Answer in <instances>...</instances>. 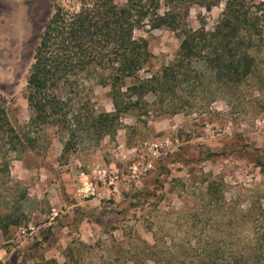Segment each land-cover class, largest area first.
<instances>
[{"label": "rangeland", "instance_id": "374dc122", "mask_svg": "<svg viewBox=\"0 0 264 264\" xmlns=\"http://www.w3.org/2000/svg\"><path fill=\"white\" fill-rule=\"evenodd\" d=\"M54 1L0 0V94L18 128L30 118L29 68ZM221 10L191 7L189 23L198 27L204 19L210 27ZM136 36L148 40L153 68L179 49L168 27L146 26ZM225 94L202 111L123 116L116 135L85 137L65 156L51 130L35 150L0 151L2 210L20 218L0 229V264H139L141 239L152 241L153 231L184 236L187 223L172 231L173 223L201 208L204 173L223 178L228 200L240 207H264V169L255 163L257 154L264 161V67ZM93 99L98 111L113 110L109 87L96 86ZM237 147L242 151L201 160L208 149ZM142 188L151 195L144 207H132Z\"/></svg>", "mask_w": 264, "mask_h": 264}, {"label": "trees", "instance_id": "16d2710c", "mask_svg": "<svg viewBox=\"0 0 264 264\" xmlns=\"http://www.w3.org/2000/svg\"><path fill=\"white\" fill-rule=\"evenodd\" d=\"M194 6L222 10L214 25L200 19L193 27L189 14ZM146 26L168 27L177 35L180 45L173 60L153 68L148 40L136 36ZM261 67L263 1L55 0L29 68L26 124L20 128L13 124L7 100L0 94V151L35 150L51 130L60 137L65 156L85 137L116 135L123 116L139 120L202 111ZM96 86L110 88L111 112L98 111L93 99ZM150 95L153 100H148ZM240 150L208 149L201 160ZM244 151L250 153L248 148ZM255 163L264 169L261 155ZM202 184L201 208L173 223L172 231L187 223L184 236L176 238L169 230H161L159 236L151 227L152 241L141 239L139 264H264V207L252 202L242 208L228 200L221 177L204 173ZM149 195L147 188L137 190L131 206L144 207ZM13 215L2 210L0 200V229L6 232L19 223Z\"/></svg>", "mask_w": 264, "mask_h": 264}, {"label": "built area", "instance_id": "2783aa9c", "mask_svg": "<svg viewBox=\"0 0 264 264\" xmlns=\"http://www.w3.org/2000/svg\"><path fill=\"white\" fill-rule=\"evenodd\" d=\"M87 191H91L94 194L95 191H96V188H95V186L90 185V186L87 187Z\"/></svg>", "mask_w": 264, "mask_h": 264}, {"label": "crops", "instance_id": "0c3cea01", "mask_svg": "<svg viewBox=\"0 0 264 264\" xmlns=\"http://www.w3.org/2000/svg\"><path fill=\"white\" fill-rule=\"evenodd\" d=\"M59 262V261H58Z\"/></svg>", "mask_w": 264, "mask_h": 264}]
</instances>
